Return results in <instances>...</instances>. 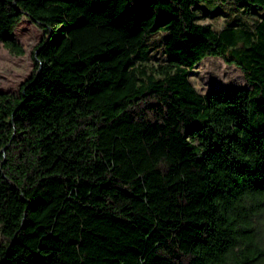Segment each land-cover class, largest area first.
<instances>
[{
	"label": "trees",
	"instance_id": "16d2710c",
	"mask_svg": "<svg viewBox=\"0 0 264 264\" xmlns=\"http://www.w3.org/2000/svg\"><path fill=\"white\" fill-rule=\"evenodd\" d=\"M226 1V0H223ZM253 28L198 0H0V41L45 28L0 90V264H253L264 254V0ZM162 30L165 61L147 62ZM250 86L201 92L206 55Z\"/></svg>",
	"mask_w": 264,
	"mask_h": 264
},
{
	"label": "rangeland",
	"instance_id": "374dc122",
	"mask_svg": "<svg viewBox=\"0 0 264 264\" xmlns=\"http://www.w3.org/2000/svg\"><path fill=\"white\" fill-rule=\"evenodd\" d=\"M197 18L211 23L214 28H222L229 20L235 19L238 27L253 28L260 15V9L236 5L226 0H198L195 5ZM16 36L24 47L23 53H16L0 41V90L18 93L19 86L34 68V48L46 33L45 28L24 15L15 28ZM162 30L148 36L149 57L147 62L158 64L165 61ZM190 78L201 92L214 85L252 86L245 73L235 61H227L221 55H206L191 68ZM257 241L264 249V215L258 224ZM253 264H264V254Z\"/></svg>",
	"mask_w": 264,
	"mask_h": 264
}]
</instances>
